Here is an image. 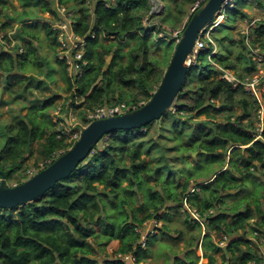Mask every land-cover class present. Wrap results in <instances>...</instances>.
<instances>
[{
    "label": "trees",
    "instance_id": "1",
    "mask_svg": "<svg viewBox=\"0 0 264 264\" xmlns=\"http://www.w3.org/2000/svg\"><path fill=\"white\" fill-rule=\"evenodd\" d=\"M10 1L0 0V5ZM22 1V9L12 14L8 9L7 20L0 22L11 28L0 50V76L12 95L8 100L0 96V103L26 100L0 121V169L8 181L16 172V183L26 179L36 142L39 158L72 146L55 128L59 120L66 122L55 113L59 105L64 114L76 110L86 125L87 112L98 106L144 105L160 85L176 44L170 40L160 54H152L165 39L144 25L149 0ZM171 1V10L160 17L163 26L177 28L191 18L194 0ZM57 5L72 12L74 30L86 39L88 64L82 75L69 74L58 59L57 34L44 20L45 13L58 14ZM253 7L264 11V0H237L226 10L225 20L211 32L217 53L211 55L215 45L201 36L207 44L191 61L181 91L161 119L106 134L70 176L41 198L0 208V264H125L120 253H133L136 262L146 264L154 240L175 238L169 230L173 209L199 231L170 264H198L200 243L207 264L258 258L256 242L246 233L260 231L259 240L264 236V133L254 139L259 102L243 85L223 79L220 68L239 77L256 70L245 36L240 32L236 38L234 32ZM41 31L52 56L41 50ZM250 39L264 53V21L251 27ZM57 71L64 87L56 85ZM186 196L204 215L205 229L181 211ZM227 197H238L235 205L226 206ZM152 219L161 226H153L157 232L144 240L145 224ZM223 233L229 237L225 247L215 241ZM113 240L119 246L108 252Z\"/></svg>",
    "mask_w": 264,
    "mask_h": 264
},
{
    "label": "built area",
    "instance_id": "2",
    "mask_svg": "<svg viewBox=\"0 0 264 264\" xmlns=\"http://www.w3.org/2000/svg\"><path fill=\"white\" fill-rule=\"evenodd\" d=\"M150 2V10L144 17V25L146 27H153V34L157 38L167 39L169 40H175L177 43L180 39L183 30L185 28L186 22L182 24L181 26L177 28L172 27H165L162 25L160 21V16L165 12L166 4L163 0H149ZM207 2V0H194L192 5L190 6V14L192 15L199 7L204 5ZM107 6L110 5V3H106ZM237 5V0H226L222 8L219 11V14L215 19L202 31L198 41L197 46L194 52V55L192 58H196L197 52L205 47L207 44L206 40L204 38H201V36H205L209 41L212 42V44H216L214 39L211 36V30L216 27L221 18L225 15V12L227 9L234 8ZM57 12L58 14L56 16H50L49 13V24L52 27V29L56 32L57 38H58V59L63 61L66 65L67 71L69 74H72L73 76L76 75H82L85 66L88 64V60L85 57V46H86V39L85 37L79 35L74 30V24L75 20L73 17V14L71 11L67 9L66 6L63 5H57ZM264 21V16L254 18L252 20H249L246 28L241 31V33L245 36L246 44L250 50V54L253 56L257 68L256 70L251 73L250 75H246L244 77H239L235 74L234 71L227 69V68H221L222 74L221 77L223 79L228 80L233 84V86L243 85L245 90L250 92L252 95H254L258 102H259V108L257 111V119H256V133H255V140L259 138H263L264 133V53L261 52V49L257 46H253L251 39H250V29L253 25L257 23V21ZM94 36V35H93ZM4 35H0V42L3 43V45L6 44V40L4 39ZM214 53V51L211 52V55ZM210 55V56H211ZM142 104L139 103H131L127 104L126 102L117 103L114 105H103L98 106L92 110H89L87 112V119L91 122L92 120L109 117L117 114L124 113L129 110H133L135 108H138ZM57 110L55 113L59 116V118H62V111L60 108V105L56 108ZM66 116H68V119L64 118L66 122H62L59 120L56 123V131L58 133V136H65L66 142H72L76 141L81 133V130L83 129L84 125L82 121L79 120V117L77 115V111L74 109H70L68 113H66ZM65 152V149H61L59 155L61 153ZM58 154L55 152L52 154L51 157L45 158L44 160L39 161L36 167L29 168L27 170V176L26 178L32 176L34 173H36L38 170L46 167L49 163H51ZM183 212H189L192 218L195 222H199L203 229H205V217L202 215L197 208L191 207L189 203H183L182 207ZM213 209L210 210L209 213H212ZM208 214H205L207 216ZM252 221H256L255 219H252ZM148 229L145 227V231L143 232V238L146 239L147 234L151 232H157L154 230L153 226H158L159 223L156 222H147L145 225ZM264 229V228H263ZM264 237V236H263ZM261 238L259 240L260 243H258L260 246H258V258H253L249 260L246 264H264V238ZM217 243L225 247L229 243V237L226 234L219 235L217 237ZM145 241L143 242V246H145ZM198 254L201 257L200 264H206L207 259L204 257V252L202 249L201 243L198 247ZM123 260H125V264H144L143 262H136V256L133 253H127V254H118Z\"/></svg>",
    "mask_w": 264,
    "mask_h": 264
},
{
    "label": "water",
    "instance_id": "3",
    "mask_svg": "<svg viewBox=\"0 0 264 264\" xmlns=\"http://www.w3.org/2000/svg\"><path fill=\"white\" fill-rule=\"evenodd\" d=\"M226 0H207L186 23L176 43L162 81L144 105L121 114L92 120L83 127L79 138L46 167L20 183L10 184L0 169V208H12L41 198L56 184L70 176L106 134L119 129H138L161 119L170 110L187 78L191 59L202 31L218 16ZM105 68L111 62L108 56Z\"/></svg>",
    "mask_w": 264,
    "mask_h": 264
},
{
    "label": "rangeland",
    "instance_id": "4",
    "mask_svg": "<svg viewBox=\"0 0 264 264\" xmlns=\"http://www.w3.org/2000/svg\"><path fill=\"white\" fill-rule=\"evenodd\" d=\"M21 2H23V1L22 0H11L10 3H8V4H4L2 6L0 5V10L3 12V14H1V16H0V22L2 23L3 21L7 20L4 12H6L8 9H9L8 12L11 14L14 13L15 11L17 12L18 9H22L23 7H22ZM164 2L166 3V12H169L172 8L173 3L171 0H164ZM248 12H249V18L239 21L241 26L237 25V29H235V31H234L236 38H238V36H240V34H241L240 32L246 28L249 20H252V19L258 18V17L263 18V16H264V13L262 12V10L257 8V7L249 9ZM44 20L49 21V15L47 13H45ZM160 21H161V17H160ZM220 21L223 22L224 20H220ZM1 23H0V35L1 34L5 35L6 33L9 34V31L11 32V30H10L11 28H9V27L4 28L3 25H1ZM161 23H162V21H161ZM162 25H163V23H162ZM1 26L3 28H1ZM40 36H41V41H42L41 50L43 52H45L48 56H52L53 49H52V47H50L49 41L46 39V34H44V31H41ZM157 39H159V38H157ZM13 40H14L13 42H16L17 39L14 37ZM169 42H170L169 38L162 40L163 44H161L159 42L160 43L159 45H161V46H159L156 49V51L152 52V54H154V55L160 54L165 47L164 45H168ZM175 46H176V44H175ZM2 47H3V43L0 42V50L2 49ZM107 60H110V58H107ZM192 60H194V58H192ZM44 70L46 71L47 68H45ZM54 75L58 76L56 85L64 87L65 83L61 79L59 72L58 71L54 72ZM4 85H5V81L1 75L0 76V96H2V100L3 99L8 100L9 98H12V95L10 93L4 91ZM263 87H264V84H263ZM55 91H56V89H55ZM61 93L65 95L64 91H61ZM24 101H26V100L25 99H19L17 101L12 102V103L8 102L9 105H6L5 103H0V121L6 120L10 116H12L11 110H12V112H14V114L17 113L21 108L22 102H24ZM143 102L144 101H141L140 103L142 104ZM25 111H26V109H24V112ZM62 116L64 118L68 119V116H66V114H64V113L62 114ZM79 120L81 121V119H79ZM73 142H75V140L72 141V145H73ZM34 148H35V150H34L35 153L30 159H28V165L29 166H28L27 170L29 168L36 167L39 164L38 163L39 161L41 162V160L45 159V158H39V152H38L39 144L37 142L34 144ZM27 170L24 172V176H27ZM8 177H10V180H9L10 182L9 181L8 182L10 184H14V183H16V181L18 179V174L15 172L12 175L9 174ZM237 198L238 197H227L226 198V200H227L226 206L229 207V206L235 205ZM185 203H189L187 196L184 198V204ZM181 211H182V209H181ZM171 212L173 213L174 217L171 219V221L169 223V230H170V233L175 236V238H171L170 236H165V237L159 236L156 240H154L152 242V244L150 245L151 254L147 258L146 264H170L172 257H174L176 254L182 255L185 252L187 242L191 238L192 232H195V231L198 232L199 231V227L191 228L190 226H188L187 223L185 222L186 216L183 214H179L177 212V209H173ZM151 222H156V220L152 219ZM148 223H149V221H148ZM160 226H161V222L159 223L158 227H160ZM146 227H147V229L149 228L148 224ZM180 231H182V235H181L182 237H180ZM259 232L260 231H251V229H248L247 233H246L249 238H253V240L256 242L255 246L257 249H258V246H260L257 243H260V242H259V239H257L255 235H258ZM252 234H254V235L252 236ZM217 239L218 238L215 237L216 242H217ZM118 246H119V240H113L110 244H108V246L106 248H107L108 252H114L115 249L118 248ZM197 252H198V250H197ZM200 261H201V258H200L198 264H200ZM205 261L207 264L208 260H205ZM220 264H223V263L220 262Z\"/></svg>",
    "mask_w": 264,
    "mask_h": 264
},
{
    "label": "crops",
    "instance_id": "5",
    "mask_svg": "<svg viewBox=\"0 0 264 264\" xmlns=\"http://www.w3.org/2000/svg\"><path fill=\"white\" fill-rule=\"evenodd\" d=\"M253 8H254V7H253ZM262 12L264 13V11H262ZM189 14H190V13H189ZM187 19H188V18H187ZM187 19H186V21H187ZM221 20H225V15L221 18ZM186 21H185V22H186ZM185 22H184V23H185ZM184 23H183V24H184ZM220 23H221V21L219 22V24H220ZM219 24H218V25H219ZM238 24L240 25V22H238ZM242 24H243V23H242ZM218 25H217V26H218ZM243 25H244V24H243ZM240 26H241V25H240ZM214 28H215V27H214ZM214 28H213V29H214ZM213 29H212V30H213ZM212 30H211V32H212ZM213 51H214V53H217V46H216V48L213 49ZM214 53H213V54H214ZM14 184H15V183H14Z\"/></svg>",
    "mask_w": 264,
    "mask_h": 264
},
{
    "label": "bare ground",
    "instance_id": "6",
    "mask_svg": "<svg viewBox=\"0 0 264 264\" xmlns=\"http://www.w3.org/2000/svg\"><path fill=\"white\" fill-rule=\"evenodd\" d=\"M192 60V59H191Z\"/></svg>",
    "mask_w": 264,
    "mask_h": 264
},
{
    "label": "clouds",
    "instance_id": "7",
    "mask_svg": "<svg viewBox=\"0 0 264 264\" xmlns=\"http://www.w3.org/2000/svg\"><path fill=\"white\" fill-rule=\"evenodd\" d=\"M59 156V155H58Z\"/></svg>",
    "mask_w": 264,
    "mask_h": 264
}]
</instances>
